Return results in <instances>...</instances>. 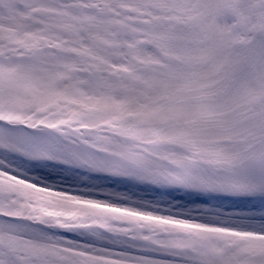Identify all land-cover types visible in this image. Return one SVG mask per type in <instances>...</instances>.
<instances>
[{
	"label": "snow or ice",
	"instance_id": "1",
	"mask_svg": "<svg viewBox=\"0 0 264 264\" xmlns=\"http://www.w3.org/2000/svg\"><path fill=\"white\" fill-rule=\"evenodd\" d=\"M0 264H264V0H0Z\"/></svg>",
	"mask_w": 264,
	"mask_h": 264
}]
</instances>
